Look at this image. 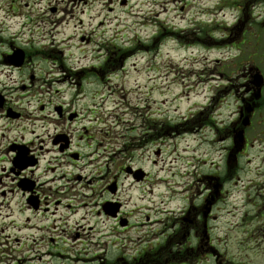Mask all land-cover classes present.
Segmentation results:
<instances>
[{
    "label": "rangeland",
    "instance_id": "1",
    "mask_svg": "<svg viewBox=\"0 0 264 264\" xmlns=\"http://www.w3.org/2000/svg\"><path fill=\"white\" fill-rule=\"evenodd\" d=\"M99 1L95 2L84 28L75 27V21L65 25L67 44L78 43L82 33L92 37L85 53L72 49L68 59L36 60L31 65L45 76L36 79L31 108L42 103L50 104L51 100L56 103V96L77 107L78 99L74 93L82 92L84 99L78 104L86 108L87 117L83 113L81 119L84 124L92 126V132L90 129L87 133H92L91 140L76 139L85 158L77 166L65 167H70L69 170L75 168L84 176L82 182H71L69 186L95 188L90 189L91 193L67 187L55 190L56 196L73 198L74 205L88 198L83 192L96 198L97 186L103 188L105 184L104 180L94 178L97 169L103 171V163L111 170L122 164L121 153L111 155L109 150L103 151V145L113 147L114 153L123 140L118 138L119 134L134 141L143 135L139 143L144 149L137 150L135 155L137 166L149 171L150 175L144 184L147 192L133 189V195L154 198L162 208L171 209L174 214L180 210L178 217L159 210L157 217L171 227L168 231L165 226L162 231L166 228L169 233L178 234L177 237H168L167 242L186 243L187 249L192 248L188 252L195 249L200 253L199 260L205 264H264L263 121L257 122V129H247L243 140L239 136H228L232 135L230 128L244 95V78L255 70L264 72V58L241 45L239 34L242 30L234 29V24L239 23L243 29L249 18L259 16L260 19L264 0H129L125 6L121 4L123 0H109V5L107 0H101L102 8ZM17 3L19 9L11 10L10 6ZM32 7H25V0H0V8H3L0 10V52L7 49L10 34L21 25L17 22L18 17L11 15L28 13L32 19L36 16L37 22L44 26L41 32L37 29L35 35L29 34L28 39H41L47 45L43 42L37 45L45 46L44 52L65 56L63 46L54 47V43L47 39L50 37L49 26L41 23L37 9ZM8 11L11 20L4 19ZM102 17L110 23V40L101 38L97 31L96 25L100 28L98 23ZM117 22L121 23L120 33L115 28ZM28 25L27 28H33L32 23ZM94 28L96 32H93ZM256 29L257 26H253L252 30ZM115 31L119 34L117 42L112 36ZM96 38L99 42L104 41L100 42L103 50L98 58L93 51ZM255 39L250 38V41ZM60 50L63 54L59 53ZM107 55L110 60L123 59L111 61L109 68L102 72L100 69ZM91 69L99 70V74L82 72ZM9 73V94L16 99V87L22 84V78L10 69ZM24 105L27 107L26 103ZM23 110L26 111L25 107ZM263 113L264 108L259 120H264ZM38 116L40 122L37 121L35 126L27 125L28 129H35V134L46 138L47 142L48 135L53 133L52 107L47 106ZM18 131L15 128L9 136ZM240 143L245 144L242 149H238ZM98 148L99 158L93 161V152ZM43 155L45 161L42 164H46L54 152H44ZM87 177L94 178L92 184L87 183ZM174 186L179 187L178 192L174 191ZM150 189L152 193L147 194ZM204 196L207 199L205 211L208 201L216 199L212 216L201 217L200 230L196 231L198 238L179 237L187 230L183 219L188 218L189 201ZM161 200H165L164 203ZM14 202L18 204L17 196ZM84 210L79 209L68 221L58 219L52 223L35 215L28 229L18 232L17 241L14 235L9 238L8 264H107L112 259L134 255L140 247L138 237L152 243L165 241L160 235L153 239V233L148 237L139 228L113 234L109 224L101 219L80 218ZM15 213L16 218L25 219L27 216L24 211ZM62 222L69 234L81 233L75 241L64 234L58 236L55 247L59 249L54 250L63 251L62 255L68 253L70 258L55 254L51 260L42 261L39 259L43 256L41 250H45L44 254L49 251L47 237L57 230L50 229V226ZM165 222L149 229L160 230ZM89 225L95 228L85 230ZM104 237H109L107 244H104ZM168 245L166 243L164 247ZM211 248L215 255L209 257L207 253L212 252ZM29 254L35 257L34 261L29 260ZM82 256L85 259H81Z\"/></svg>",
    "mask_w": 264,
    "mask_h": 264
},
{
    "label": "flooded vegetation",
    "instance_id": "2",
    "mask_svg": "<svg viewBox=\"0 0 264 264\" xmlns=\"http://www.w3.org/2000/svg\"><path fill=\"white\" fill-rule=\"evenodd\" d=\"M96 1L99 0H25V7L33 6L32 8L37 9L41 17V23L49 26L50 37L47 39L54 43V47L63 46L67 53L65 56L44 52L43 48L47 44L41 39L39 41L33 38L28 39L29 34L35 35L37 29H39V32L44 29V26L37 22L36 16L32 19L28 13L11 15L18 17L19 20L17 22H20L21 25L10 34L11 39L9 38L7 49L4 52H0V264H8L9 238H12L13 235L16 238L18 237V232L28 229V224L35 215H41L42 219L50 223L57 221V219L68 221L69 217L77 213L79 209H85L80 218L101 219L109 224L113 234H122L139 228L148 237H151L153 233V239L160 235V238L166 241L152 243L138 237L140 247L134 255L131 254L128 258L122 257L120 260L119 258L112 259L111 263L107 264H170L171 261H176L175 264H189V261L192 264H199L200 256L198 255L200 253L195 249L192 253H189L188 250L192 248L187 249L186 243H180L179 245V243L167 242L168 237H177L178 235L174 231L168 232L171 228L170 224H166L163 220L161 223H165L160 230L158 228L149 229L153 225L159 224L157 219L159 212L157 210L158 201L154 198H136L133 195V189L147 192L144 183L147 181L149 173L145 172V176L142 177V167L137 166L135 155L137 150L142 149V145L139 143L140 140L128 143L127 140L123 139L118 146L117 152L114 153L112 152L113 147L103 145V151L109 150L111 155L121 153L122 164L116 170H111L104 163L103 171H101V168L97 169L95 172L97 176L94 178L105 181L103 188L102 186H97L96 188L99 190L98 194H96L97 198L81 199L80 204L74 205L72 204L73 199L54 197L57 186L64 188L69 186L71 182L79 183L83 180L84 176L76 172L75 168L72 167L73 170H69L70 167L65 166H77L85 158V154L80 151L79 140L76 139L80 138L82 141L91 140L93 138L92 133L90 135L87 133L90 129L92 132V128L84 124L81 119V114L83 113L87 117L86 108L80 107L78 104L84 97L80 99L75 96L78 102L77 107H73V103L64 98H58L54 94L57 97V102L53 103V100H51L50 104H48L50 108L52 107L53 117L51 124H54L53 133L48 135L50 137L49 141L46 142V138H41L40 135L35 134V129H28L30 124L35 126L38 123L37 121L40 122L41 119L39 118L41 117L38 116V113L44 112L47 107V104L42 103L36 108H31L36 79L45 78L44 74H41L36 69V66L34 67L33 65L32 67L31 65L36 60L39 62L58 57L68 59L70 54H72V49L85 53L87 45L92 43V37L82 33V36L78 38V43L67 44L69 39L65 38L66 35L64 33L67 29L65 25L75 21V27L84 28ZM108 1L106 4L109 5ZM99 4H101L102 8L101 0ZM10 8L11 10H18L19 5L18 3L13 4ZM2 9L0 8V10ZM110 10L108 8V12ZM9 12L4 16V19H12ZM106 20L102 17L98 23L100 28L97 25L96 28L101 34V38L109 40L110 23ZM30 23H32L33 28H27ZM253 26H257L256 31L252 30ZM5 27L9 26L5 24ZM234 29L242 30L239 36L241 45H245L246 50L253 54L259 53L264 58V11L260 20L259 16L249 18L246 28L242 29L239 23H235ZM0 30H2V27H0ZM93 32H96L95 28ZM43 33L45 32L43 31ZM44 35L47 36L48 33ZM98 38L93 42V51L97 55L96 58L102 54L103 44L100 42H104H99ZM250 38L256 39L251 42ZM39 42H43L45 46H38L37 43ZM35 47L38 49L42 48V50H36ZM46 51L49 50L47 49ZM59 53L63 54V51L60 50ZM122 59L123 57H119L118 59L110 60L107 55L105 64L100 70L104 72L105 68H109L108 65L111 61ZM9 69L12 72H17L22 78V84L16 87V99L10 97L9 94V89H11L9 87V75H11ZM82 72L99 74V70L96 69L83 70ZM252 77L253 74H250L249 77L244 78V95L240 98L236 117L230 128V133H232V135H228L230 138L234 135L236 137L237 132L243 128V117L246 115L251 118L250 124L245 129L246 132L247 129L250 131L257 129V122L263 121L264 125V120H259L261 119L260 112L264 108V101L263 103L255 101V81H253ZM56 93H59V90ZM24 103L27 104V107ZM251 105H255V109L249 113L247 110ZM23 107H25L26 111L23 110ZM14 123H16L15 127H13ZM15 128L19 130L18 133L14 136H9V132H12ZM244 145L240 143L238 149H242ZM51 151L54 152V155L50 157L46 164H42L45 161L43 153ZM42 166H44V169H41ZM94 178L87 177V183L92 184ZM217 186H215L216 189L218 188ZM70 187L86 189L94 188L95 186ZM16 196L18 204L14 202ZM186 200L189 201V199ZM206 200L204 196L203 199L189 201L191 208L187 211L188 218L183 219L184 216L181 217L183 223H187V230L179 237H185L187 240V235L194 238L199 237L196 231L200 230L201 217L203 216L206 219L207 214H209V217L212 216L214 201H216V199L212 202L209 200V206L205 211ZM164 201L161 200L160 202ZM16 211L27 212V216L25 219L16 218ZM164 211L173 216L178 217L180 215V210L176 214L171 209H165ZM138 221L140 222L137 223ZM165 226L169 229L168 231H166V228L162 231ZM94 228V225H90L85 230L91 231ZM61 231L63 233L67 232L66 229ZM10 232H14V234H10ZM79 236V232L69 234V237L74 239ZM49 239V253H55V238L49 236ZM166 243L169 245L165 248L164 245ZM176 248H178V252ZM210 251L212 252L207 253L208 256H214L215 250L211 248Z\"/></svg>",
    "mask_w": 264,
    "mask_h": 264
},
{
    "label": "bare ground",
    "instance_id": "3",
    "mask_svg": "<svg viewBox=\"0 0 264 264\" xmlns=\"http://www.w3.org/2000/svg\"><path fill=\"white\" fill-rule=\"evenodd\" d=\"M65 256V258H70V256L69 255H64ZM53 258V256H48L47 254H45L44 255V258H43V261H47V260H51ZM34 259H35V257H33V256H31V257H29V260H31V261H34ZM42 259V258H41Z\"/></svg>",
    "mask_w": 264,
    "mask_h": 264
}]
</instances>
